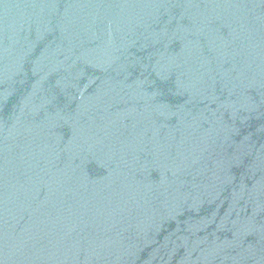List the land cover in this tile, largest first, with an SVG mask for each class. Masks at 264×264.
<instances>
[{"label": "water", "instance_id": "obj_1", "mask_svg": "<svg viewBox=\"0 0 264 264\" xmlns=\"http://www.w3.org/2000/svg\"><path fill=\"white\" fill-rule=\"evenodd\" d=\"M0 264H264V0H0Z\"/></svg>", "mask_w": 264, "mask_h": 264}]
</instances>
